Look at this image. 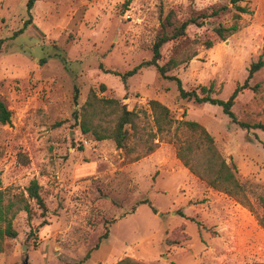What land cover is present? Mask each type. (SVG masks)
<instances>
[{
    "label": "rangeland",
    "instance_id": "obj_1",
    "mask_svg": "<svg viewBox=\"0 0 264 264\" xmlns=\"http://www.w3.org/2000/svg\"><path fill=\"white\" fill-rule=\"evenodd\" d=\"M126 1L40 0L29 13L28 0H0V100L11 112V121L0 124V203L4 209L12 204L8 218L17 232L15 239L5 237L0 264H117L125 258L264 264V128L244 129L219 106L181 100L176 82L161 79L154 67L126 83L113 73L152 59L171 10L181 20L219 10L164 45L160 63L177 58L181 64L169 74L185 89L213 87L214 98L227 100L252 64L264 60V0L239 2L248 10L239 19L231 0ZM235 24V34L218 37L216 27ZM208 40L214 42L209 49ZM107 100L134 113L126 149L94 136L117 125L120 108ZM153 100L171 112L168 133L158 132ZM233 112L241 122L264 126V66L239 93ZM186 121L213 136L252 210L177 158L178 142L197 140ZM33 180L41 186L45 216L28 197Z\"/></svg>",
    "mask_w": 264,
    "mask_h": 264
},
{
    "label": "trees",
    "instance_id": "obj_2",
    "mask_svg": "<svg viewBox=\"0 0 264 264\" xmlns=\"http://www.w3.org/2000/svg\"><path fill=\"white\" fill-rule=\"evenodd\" d=\"M40 0H28L27 9L30 13L33 9V6L36 2ZM243 0H231V2L236 6L237 13L235 16L236 19H239L241 14L248 13L246 7H241L238 5L239 2ZM132 0H127L126 5H129ZM219 14V10L213 11L210 15L201 14L198 16L190 17L185 20H181L177 13L174 10H171L164 19H162V32L157 37L156 41L153 43L152 59L149 61H144L138 66L134 67L132 70L126 72L125 74H119L113 72L117 76H121L126 83L127 79L136 75L144 67H154L158 76L161 79L174 81L178 86L179 98L181 100L194 101L198 104H211L219 106L222 108L225 115H227L232 122L239 124L244 129L251 128H261L263 125H254L251 126L245 122H241L237 119L235 113L233 112V107L235 105L236 99L239 93L249 87V80L254 76L264 66V60H259L256 63H253L249 72V76L245 83L241 86H238L232 95L227 100H221L214 98L212 96L213 87L201 86L195 90H187L183 87L182 81L169 73L175 70L181 62L177 58H171L165 64H161L162 59L161 49L164 45L170 42H176L181 38L187 35V29L191 25L197 27H202L212 16ZM32 17L25 22L23 28L19 33H23L28 26L31 25ZM239 30L237 24L230 27H224L220 25L216 27L215 31L218 37L222 40H226L227 37L235 34ZM206 48H212L214 46L213 41H206L204 43ZM197 55L194 52L192 55L185 58V60H190ZM183 62V61H182ZM102 88H105L103 85ZM78 98V89H75V99ZM108 106L115 105L119 107V103L115 100H107ZM151 108L155 114V122L159 133L170 132L173 128V118L171 116L170 110L161 104L159 101L153 100L150 102ZM120 115L117 120V125L113 130L109 132L100 133L98 131H93L96 140L101 141L104 139H112L115 141L119 149L127 148L128 141V129L127 126L133 123L134 113L129 111L126 106L119 107ZM11 121V112L7 109L6 105L0 100V124H7ZM187 129L191 132V135H196L197 140H186L182 143L177 144L176 154L177 158L183 163V165L190 170L191 173L198 176L201 180L205 181L212 189L219 192H223L229 196L235 197L241 202L242 205L249 207L250 201L248 200L245 194L244 184L241 183L234 172L232 167L223 159L221 154L216 148L215 140L213 136L199 123L194 121H186L183 123ZM83 131L88 132L91 129L87 127V124L83 122ZM2 185V180L0 177V187ZM28 197L31 200H34L40 208H42V216H45L47 212V207L44 201L43 196L41 195V186L36 180H33L30 183V186L27 188ZM148 203L149 202H145ZM144 203V204H145ZM154 213L156 209L149 204ZM12 204L8 206V209H4L0 203V252L3 251V242L5 237L10 239H15L17 237V232L13 228L12 219L8 218L9 208ZM23 210L28 213L29 219H32L34 216V211L30 208L29 204H26L23 207ZM261 222L264 223V216L261 218ZM2 223H5V227L1 226ZM108 233L106 232L101 240L107 239ZM117 264H142L134 259L125 258L119 261Z\"/></svg>",
    "mask_w": 264,
    "mask_h": 264
},
{
    "label": "water",
    "instance_id": "obj_3",
    "mask_svg": "<svg viewBox=\"0 0 264 264\" xmlns=\"http://www.w3.org/2000/svg\"><path fill=\"white\" fill-rule=\"evenodd\" d=\"M27 262H28V261H25V263H24V264H27Z\"/></svg>",
    "mask_w": 264,
    "mask_h": 264
}]
</instances>
